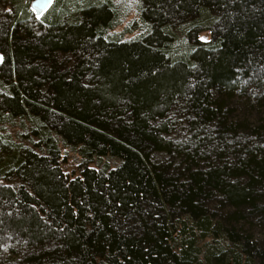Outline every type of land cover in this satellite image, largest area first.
<instances>
[{
	"label": "trees",
	"instance_id": "16d2710c",
	"mask_svg": "<svg viewBox=\"0 0 264 264\" xmlns=\"http://www.w3.org/2000/svg\"><path fill=\"white\" fill-rule=\"evenodd\" d=\"M31 1L0 0V264H264V0Z\"/></svg>",
	"mask_w": 264,
	"mask_h": 264
},
{
	"label": "rangeland",
	"instance_id": "374dc122",
	"mask_svg": "<svg viewBox=\"0 0 264 264\" xmlns=\"http://www.w3.org/2000/svg\"><path fill=\"white\" fill-rule=\"evenodd\" d=\"M119 2L122 10L124 11L125 14H123V17L121 18V23L120 26L117 27V30H120L122 27L126 25L131 19H133L136 15V7L139 3V0H117ZM4 16L2 15V8L0 7V20ZM209 34L203 33L200 34V37L207 38ZM69 58V57H68Z\"/></svg>",
	"mask_w": 264,
	"mask_h": 264
},
{
	"label": "water",
	"instance_id": "95a60500",
	"mask_svg": "<svg viewBox=\"0 0 264 264\" xmlns=\"http://www.w3.org/2000/svg\"><path fill=\"white\" fill-rule=\"evenodd\" d=\"M52 1L53 0H51V3ZM51 3H48V0H32L30 3V7L34 12V15L36 17H39L42 15L44 11L48 9ZM1 62H2V54L0 53V63Z\"/></svg>",
	"mask_w": 264,
	"mask_h": 264
},
{
	"label": "snow or ice",
	"instance_id": "6c2138e0",
	"mask_svg": "<svg viewBox=\"0 0 264 264\" xmlns=\"http://www.w3.org/2000/svg\"><path fill=\"white\" fill-rule=\"evenodd\" d=\"M48 3H51V0H48Z\"/></svg>",
	"mask_w": 264,
	"mask_h": 264
},
{
	"label": "bare ground",
	"instance_id": "6f19581e",
	"mask_svg": "<svg viewBox=\"0 0 264 264\" xmlns=\"http://www.w3.org/2000/svg\"><path fill=\"white\" fill-rule=\"evenodd\" d=\"M33 11V10H32Z\"/></svg>",
	"mask_w": 264,
	"mask_h": 264
}]
</instances>
